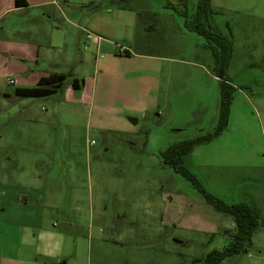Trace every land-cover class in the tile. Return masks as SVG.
<instances>
[{
  "label": "rangeland",
  "instance_id": "rangeland-1",
  "mask_svg": "<svg viewBox=\"0 0 264 264\" xmlns=\"http://www.w3.org/2000/svg\"><path fill=\"white\" fill-rule=\"evenodd\" d=\"M185 1L187 5L181 0H102L104 10L112 8L113 15L121 5L136 10L135 28H117L130 37L125 42L134 51L156 56L158 70L133 65L129 71L131 90L139 98L146 87L144 76L159 82L150 95L154 108L115 113L105 96L85 106L71 95L86 96L90 86L77 90L72 81L49 97L0 95V185H18L22 169L37 170L46 204L62 207L61 212L48 210L54 220L72 223L77 238L99 235L102 226L103 237L123 239L121 259L134 256L136 264H200L195 259L228 241L221 231L213 236L192 227L194 216L206 215L213 207L192 181L165 163L164 156L171 145L204 139L218 129L221 83L231 86L226 125L219 135L183 155L178 165L231 205L246 197L252 186L255 171L250 165L264 161V122L259 117L264 105L257 102L264 100V0H211L199 18L200 0ZM170 2L187 15L168 7ZM149 6L156 19L149 17ZM70 9L78 14L74 5ZM37 13L27 10L5 21L29 26ZM194 21L231 40L224 75L213 55V48L221 51V45L190 30L187 22ZM84 43L83 34L79 43L71 38L68 50L74 60L87 57ZM89 52L93 62L95 52ZM75 68L80 72V63ZM92 70L90 65L87 73ZM8 88L13 93V87ZM95 90L98 97L97 86ZM4 203L0 197V209ZM2 217L0 210V225ZM259 231L264 233V228ZM253 253L250 248L222 264H247Z\"/></svg>",
  "mask_w": 264,
  "mask_h": 264
},
{
  "label": "crops",
  "instance_id": "crops-1",
  "mask_svg": "<svg viewBox=\"0 0 264 264\" xmlns=\"http://www.w3.org/2000/svg\"><path fill=\"white\" fill-rule=\"evenodd\" d=\"M25 1L27 5L17 7L16 0H0V95L12 97L16 95L17 88L34 87L44 78L63 74L66 78L56 93L63 89L66 81L76 78L82 81L77 90H87L89 86L91 89L86 96L71 95L72 100L85 106H91L93 100L97 102L101 97H106L111 101V109L115 113H143L155 107V98L150 95L159 82L155 77L144 76L146 87L139 98L131 90L132 75H129V71L133 65L141 70H158L156 56L134 51L130 44H126L130 37L123 30L120 31V27L117 28L120 24L135 28L138 22L136 10L121 5L113 15L112 8L106 6L104 10L102 0ZM71 5L77 8L78 14L72 15ZM33 9L38 13L31 19L34 23L29 26L12 19L5 21L8 16L12 18L13 15ZM147 11L151 19H156L157 13L152 12L151 7ZM257 12L258 15L263 14L262 10ZM80 34L84 37L85 46L82 49L87 57L77 61L72 58L68 47L71 38L80 42ZM87 45L89 50H86ZM121 47L130 55L122 54ZM90 48L95 52L93 62ZM135 58L139 60L132 63ZM78 63L80 72L75 68ZM90 65L93 66V72L88 74ZM11 80L14 83H10ZM85 81H91V85ZM9 86L13 87V93ZM257 102L264 105L263 99ZM259 117L264 122V110H259ZM242 166L248 165L232 164L231 167ZM250 167L255 171L250 177L252 186L247 196L234 204L252 206L258 213L259 221L264 222V161L251 164ZM22 171L18 185H0V197L5 202L0 209L3 216L0 225V264H136L134 256L121 259L119 254L125 246L123 239L115 235L103 237L100 234L104 229L102 226L99 227V235L87 237L84 233L77 238L72 233L75 230L72 223L63 224L54 220L48 210L61 212L62 207L46 204V191L37 184L42 181V175L37 170ZM206 213L194 216L192 227L210 232L213 236L220 231L225 234V230H236L237 225L232 216L209 208ZM105 227L113 230L112 226ZM261 228H264V224L260 223L252 236L250 248L255 253L247 264H264V233H259Z\"/></svg>",
  "mask_w": 264,
  "mask_h": 264
},
{
  "label": "trees",
  "instance_id": "trees-1",
  "mask_svg": "<svg viewBox=\"0 0 264 264\" xmlns=\"http://www.w3.org/2000/svg\"><path fill=\"white\" fill-rule=\"evenodd\" d=\"M211 0H200L198 4L197 15L198 18L201 16L203 12L209 10ZM182 4L187 5L185 0H181ZM27 5L25 0H16V6H25ZM168 7L174 8L176 11L181 13L182 15H187L185 11H180L178 6L174 3H168ZM187 27L190 30L196 31L199 34L206 36L208 39H215L222 47L221 51L213 48V55L215 57L216 64L220 66L219 72L221 75H224L225 70L228 65V60L231 54L232 42L229 38L220 36L208 29L204 28L199 21L187 22ZM124 54L130 55L128 51ZM66 76L63 74L52 75L48 78H44L39 83L30 88H17L15 94L22 97H48L63 86V82ZM82 81H78V79L74 78L72 81V86L74 89L80 88V83ZM222 88V96H221V117H220V126L218 129L207 135L206 138H199L195 140H190L186 142H182L179 144L171 145L165 152V163L172 166L177 172L182 173L186 176L190 181H192L198 189L201 191L204 196L206 202L210 204L214 210L217 212L223 213L225 215L232 216L236 222V230L230 232L225 230V235L228 238L227 243L222 248H215L209 253H207L203 258L195 259L194 262L200 264H222V262L235 254L248 252L251 244H252V236L254 232L259 228L260 221L259 216L256 210L245 203L239 204H227L219 198L209 192H207L197 178L191 174L185 168H182L178 165V162L181 161L183 155L191 152L194 147L202 143L203 140H210L215 136L219 135L222 132L223 126L226 125L229 108L231 104V96H230V88L231 86L227 83H221Z\"/></svg>",
  "mask_w": 264,
  "mask_h": 264
},
{
  "label": "built area",
  "instance_id": "built-area-1",
  "mask_svg": "<svg viewBox=\"0 0 264 264\" xmlns=\"http://www.w3.org/2000/svg\"><path fill=\"white\" fill-rule=\"evenodd\" d=\"M120 52L121 53H124V52H126V49L124 48V47H121V50H120ZM10 83H14V81L13 80H11L10 81ZM93 143V142H92Z\"/></svg>",
  "mask_w": 264,
  "mask_h": 264
},
{
  "label": "water",
  "instance_id": "water-1",
  "mask_svg": "<svg viewBox=\"0 0 264 264\" xmlns=\"http://www.w3.org/2000/svg\"><path fill=\"white\" fill-rule=\"evenodd\" d=\"M130 121L133 123H137L138 120L136 118H130Z\"/></svg>",
  "mask_w": 264,
  "mask_h": 264
}]
</instances>
